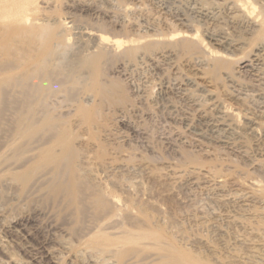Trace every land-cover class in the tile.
<instances>
[{"label":"rangeland","instance_id":"rangeland-1","mask_svg":"<svg viewBox=\"0 0 264 264\" xmlns=\"http://www.w3.org/2000/svg\"><path fill=\"white\" fill-rule=\"evenodd\" d=\"M39 1L17 28L0 18V264H163L175 249L264 264L259 25L233 0ZM96 34L141 40L114 53ZM45 56L51 86L32 92Z\"/></svg>","mask_w":264,"mask_h":264},{"label":"bare ground","instance_id":"bare-ground-1","mask_svg":"<svg viewBox=\"0 0 264 264\" xmlns=\"http://www.w3.org/2000/svg\"><path fill=\"white\" fill-rule=\"evenodd\" d=\"M234 1V3H235V5L239 8V10L241 11V12H243L244 13V15L246 16V17H248L249 19H251V20H253L255 23H257L258 25H259V30H257L256 32H254L255 34H254V37H253V39L255 38V39H257V41L258 40H260L259 38L260 37H263L262 35H264V11H261V12H257V10H258V6H257V0H233ZM40 1L39 0H0V18H3L4 20H8V22H11V23H13V24H15V28H17L16 26V24H18V26H19V24H21V23H27L28 22V20H29V17L31 16V15H33V14H36L37 15V13H40V11H41V7H40V3H39ZM197 8V7H196ZM201 16V15H200ZM205 16V14H202V16L201 17H204ZM32 17V16H31ZM31 20V19H30ZM183 20V19H182ZM37 21V20H36ZM39 22V21H38ZM62 25H61V27H63L64 29H67V28H69L68 26L69 25H66V24H63V23H61ZM24 24H22V26H23ZM35 25V24H34ZM45 25L46 24H43V23H39V24H37V26L33 29V30H31V32H29V33H31V35H36L37 37H39V35H40V32L42 31V28H44L45 27ZM60 27V28H61ZM20 29H21V27H20ZM32 29V28H31ZM19 31V30H18ZM18 31H16V32H18ZM66 31V30H65ZM196 31V33H194V34H192V35H183V37H187V38H190V39H194V40H197L198 39V31L197 30H195ZM22 32H23V30H22ZM21 32V33H22ZM25 32V31H24ZM19 33V32H18ZM103 34V33H102ZM181 34H182V32H178V33H173V34H169V35H166V36H168V39L169 40H174V39H177L178 37L177 36H181ZM183 34H185V33H183ZM30 36V35H29ZM32 37V36H31ZM95 46H94V48L95 49H97V50H100V51H111V52H114V53H118V52H121V51H124V53H126V52H129V53H135L136 51H137V49H138V47H139V45H140V40L141 39H131V38H129L128 39V41H123V40H121V39H117V38H113V39H111L110 37H106V36H104V35H95ZM193 40V41H194ZM202 40V39H201ZM201 40H200V42H199V44L201 43ZM64 41L65 42H68L69 41V38H67V37H65L64 38ZM143 41V40H142ZM256 41V40H255ZM255 41H253V43H255ZM191 43V42H190ZM190 43L187 45L188 47H189V45H190ZM195 43V42H194ZM58 44H61V43H57V44H55V45H57V47H59L58 46ZM124 44H125V46H124ZM66 45V44H65ZM193 45V44H192ZM201 45H203V46H205V47H207V45H205V43L202 41V43H201ZM63 46H64V44H63ZM62 45H61V47H63ZM122 46H124V47H122ZM128 47V49H125V47ZM186 46V47H187ZM56 47V46H55ZM185 47V48H186ZM191 47V49H193L194 48V46H190ZM54 48V47H53ZM53 48L51 49V50H53ZM56 49V48H55ZM67 49V48H66ZM258 49V48H257ZM185 50H188L187 48L185 49ZM189 50H190V48H189ZM94 52V51H93ZM257 54H255L256 56L257 55H259L262 51L261 50H257ZM52 53H53V51H52ZM123 53V52H122ZM213 56H221L222 54H220V53H218V52H213V51H211L210 52ZM102 54V53H101ZM103 54H104V52H103ZM52 55V54H51ZM136 55V54H135ZM100 56V55H99ZM55 57V56H54ZM53 59V58H52ZM50 61H51V58H50V56H45V57H43L42 59H39V61L37 62L36 61V63H35V65H33L34 66V70H32V71H30V72H28V73H30V74H28L29 75V79H30V81L28 82L29 83V86H30V90L32 91V92H35L36 91V89H38V88H40V89H45L46 87L47 88H49L51 85H50V83L48 82V81H43V78L45 79V75L44 74H46L49 70H51L50 68H49V64H51L50 63ZM86 61V60H85ZM55 65V64H54ZM56 66V65H55ZM54 66V67H55ZM53 67V68H54ZM48 68H49V70H48ZM59 68H61L60 66H59ZM58 68V69H59ZM55 70V69H54ZM50 73H52V72H48L47 74H50ZM37 76H39V78H40V81H39V83L38 84H35V83H33V80L35 79V77H37ZM69 76V75H68ZM70 76H72V74H70ZM46 77H47V75H46ZM73 77V76H72ZM38 78V77H37ZM62 79H65V78H62ZM61 82H62V80H61ZM78 82V81H77ZM75 83V82H74ZM59 84H61V83H59ZM55 86V85H54ZM57 86V85H56ZM55 86V87H56ZM60 86V85H59ZM55 87H53L54 89H55ZM54 89H52V91H54ZM57 89V88H56ZM28 90H29V88H28ZM47 91V90H46ZM48 92V91H47ZM47 94H49V92L47 93ZM58 94V93H57ZM56 95V94H55ZM59 95V94H58ZM48 96V95H47ZM32 97H34V95L32 96ZM44 97V96H43ZM50 97V96H49ZM31 98V97H30ZM37 99H39V98H37ZM40 100V99H39ZM43 100H45V99H43ZM31 102H32V100H31ZM33 103H34V99H33ZM42 103V102H41ZM40 103V104H41ZM38 104V103H37ZM40 104H38V105H40ZM42 104H44V102L42 103ZM45 106V105H44ZM49 108V107H48ZM48 108H45V111H46V109H48ZM84 108V107H83ZM36 109V108H35ZM83 110V109H82ZM81 110V111H82ZM37 111V110H36ZM35 111V112H36ZM80 111V110H79ZM226 111H228V112H231L230 111V108H227L226 107ZM31 112H33V108H31ZM48 112V111H47ZM47 112H46V114H47ZM43 113V112H42ZM81 113V112H80ZM79 113V114H80ZM83 113H85V112H83ZM46 114H43V115H45L46 116ZM34 115V114H33ZM35 115H36V113H35ZM43 115H42V117H43ZM233 115L235 116V117H237V118H239V114L238 113H235V112H233ZM86 116V115H85ZM84 116V117H85ZM33 117H35V116H33ZM61 117H63V116H61ZM83 117V118H84ZM30 118V117H29ZM31 118H32V114H31ZM30 118V119H31ZM44 118V117H43ZM42 118V119H43ZM48 119V118H47ZM86 119V118H85ZM59 120H61V119H59ZM81 120V119H80ZM35 121V120H34ZM83 121V120H82ZM88 121V120H87ZM53 122V121H52ZM34 123V122H33ZM33 123H30L29 124V130H30V132L32 133V131H33ZM36 123V122H35ZM56 123V122H55ZM85 123H87V122H85ZM83 126V125H82ZM97 129V128H96ZM35 130V129H34ZM37 131V130H36ZM42 131V130H41ZM78 131V130H77ZM60 132V131H59ZM30 133V134H31ZM33 134V133H32ZM31 134V135H32ZM63 136V135H62ZM78 136V135H77ZM58 138V137H57ZM72 138L73 137H71V135L70 134H64V136H63V138L61 139V141L60 142H56V143H58L57 144V146H58V148H60L59 150L61 151L59 154H61V153H63L64 151H68V155H67V157H66V160H67V158H68V160H69V155H72V154H70V153H72L71 151H69V146H70V144H71V140H72ZM57 141V140H56ZM73 144V143H72ZM53 146V145H52ZM71 148H73L72 146H70ZM53 151V150H52ZM55 152V151H54ZM74 153V152H73ZM56 155H58V154H56ZM56 155H54L53 157L55 158L56 157ZM45 156V155H44ZM59 157H61V155L59 156ZM53 158V159H54ZM62 158V157H61ZM60 161H61V159L60 158H58ZM57 159V160H58ZM73 159V158H72ZM55 160V159H54ZM58 160V161H59ZM42 161V160H41ZM57 161V162H58ZM73 161V160H72ZM68 162V161H67ZM67 162H66V164H67ZM65 163V162H64ZM69 165H71V164H69ZM67 169V168H66ZM70 169V168H69ZM62 171V170H61ZM65 171V170H64ZM132 233V232H131ZM151 236H154V234H152V233H145L144 235H132V234H128L127 236H125V237H123V242L125 243V244H138V243H140L141 242V240H145L146 241V239H149V237H150V239H152L151 238ZM149 242V241H148ZM150 243V242H149ZM155 245V244H154ZM142 246V245H141ZM156 246V245H155ZM143 248V247H142ZM181 249H175V250H173V251H169L170 253H171V255H170V253H169V256L167 255V253H166V255L169 257V259L167 258V260H163V261H165V262H163V264H200V262L197 260H195V258H192V257H190V256H188L186 253H182L183 252V250L182 251H180ZM186 254V255H185ZM166 256V257H167ZM166 259V258H165ZM207 262V261H206ZM162 264V263H161Z\"/></svg>","mask_w":264,"mask_h":264}]
</instances>
